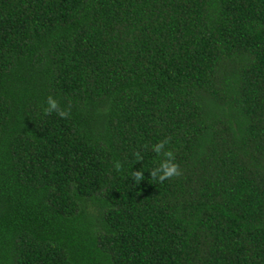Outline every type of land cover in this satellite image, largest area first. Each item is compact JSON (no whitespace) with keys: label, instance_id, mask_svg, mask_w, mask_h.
I'll return each mask as SVG.
<instances>
[{"label":"trees","instance_id":"16d2710c","mask_svg":"<svg viewBox=\"0 0 264 264\" xmlns=\"http://www.w3.org/2000/svg\"><path fill=\"white\" fill-rule=\"evenodd\" d=\"M0 264H264V0H0Z\"/></svg>","mask_w":264,"mask_h":264}]
</instances>
